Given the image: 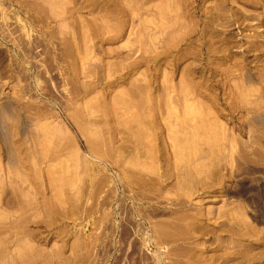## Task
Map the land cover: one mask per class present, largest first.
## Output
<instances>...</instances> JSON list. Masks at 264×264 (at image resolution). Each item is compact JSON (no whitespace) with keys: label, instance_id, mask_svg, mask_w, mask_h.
<instances>
[{"label":"rangeland","instance_id":"1","mask_svg":"<svg viewBox=\"0 0 264 264\" xmlns=\"http://www.w3.org/2000/svg\"><path fill=\"white\" fill-rule=\"evenodd\" d=\"M0 264H264V0H0Z\"/></svg>","mask_w":264,"mask_h":264},{"label":"bare ground","instance_id":"2","mask_svg":"<svg viewBox=\"0 0 264 264\" xmlns=\"http://www.w3.org/2000/svg\"><path fill=\"white\" fill-rule=\"evenodd\" d=\"M84 129H86V128H84ZM81 131H82V130H81ZM85 131H86V130H85ZM87 131L90 132L88 129H87ZM82 132H83V131H82ZM86 133H87V132H86ZM87 134H88V136H89V133H87ZM90 134H93V135H94V133H90ZM93 135H92V136H93ZM90 136H91V135H90Z\"/></svg>","mask_w":264,"mask_h":264}]
</instances>
